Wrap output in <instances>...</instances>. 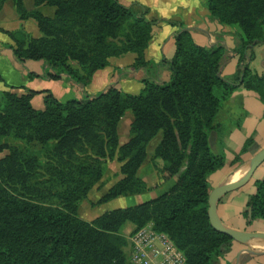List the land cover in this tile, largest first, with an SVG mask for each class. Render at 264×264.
Here are the masks:
<instances>
[{"label": "trees", "instance_id": "1", "mask_svg": "<svg viewBox=\"0 0 264 264\" xmlns=\"http://www.w3.org/2000/svg\"><path fill=\"white\" fill-rule=\"evenodd\" d=\"M6 2L20 20H34L40 33L0 28L23 79L63 80L80 96L61 102L44 91L43 108L36 109V91L0 90V150H7L0 158V264H130L128 238L119 231L126 222L134 225L131 232L150 223L167 234L185 264H216L233 241L212 227L207 213L209 176L225 166L221 136L227 127L218 115L240 86L264 103V74L250 69L254 47L264 44V0H205L212 21L240 30L229 50L237 56L230 76L221 75L225 46H201L183 22L162 20L176 27L174 54L162 60L170 79L142 78L136 94L108 84L95 95L86 85L111 57L132 52V71L147 65L144 51L157 23L147 18L149 9L118 0H34L27 10L23 0H0V10ZM40 6L52 7V15ZM126 111L129 137L119 143ZM213 134L221 138L220 151L212 146ZM252 143V136L245 138L231 167ZM149 155L163 180L176 178L165 192L91 221L78 216L108 160L120 163V178L96 204L147 192L137 172ZM254 185L243 212L248 223L264 221V172Z\"/></svg>", "mask_w": 264, "mask_h": 264}, {"label": "crops", "instance_id": "2", "mask_svg": "<svg viewBox=\"0 0 264 264\" xmlns=\"http://www.w3.org/2000/svg\"><path fill=\"white\" fill-rule=\"evenodd\" d=\"M34 0H23V4L27 10L34 8ZM124 6H130L133 3H139L149 9V17L157 20H173L180 21L190 28L191 35L194 41L201 46L223 45L225 48H232L235 44L238 30L227 26H221L208 17V11L205 7V0H118ZM0 28L8 31H15L20 28L24 29L32 37L40 35L37 26L32 19L20 20L13 10L11 3L6 2L0 10ZM176 27L166 22H158L154 27L153 36L149 41V45L144 52L146 61V69L139 70L135 74L129 66L133 63L135 55L128 53L122 57L111 58L109 65L105 69L96 71L89 84L86 92L90 95H95L102 90L107 84L113 83L118 85L122 90L130 93H137L141 88L140 79L149 78L156 82H167L170 79V71L162 63L163 59H170L175 51L174 34ZM12 43L11 40L0 31V75L2 82H0V90L14 87V90H34V91H49L55 94V89L58 84L68 87V89H76V87L69 82L63 80H44L41 78H34L32 80H24L22 66L14 60L12 52L7 44ZM255 57L250 63V69L257 74H264V44L258 45L254 48ZM229 63L228 70L225 71L226 65ZM237 63V56L229 53L221 67V75L223 77L230 76L234 71ZM34 64H32L33 66ZM231 70V71H230ZM233 70V71H232ZM117 76V77H116ZM41 80V82H40ZM49 83L51 87L35 86V82ZM78 92V91H77ZM43 95V94H41ZM80 95V94H79ZM77 95V97H79ZM32 101V100H31ZM258 100L242 87H238L233 93L232 97L223 105L230 111L229 115L238 116L240 110L245 108L250 118V111L264 110V103L257 102ZM230 105V107L228 106ZM260 108V109H259ZM250 120L246 121V125H250ZM241 124L240 127H242ZM232 137H236L232 135ZM228 138V141L231 139ZM253 147L258 142H261L264 147V135L262 138L256 139L254 135ZM252 147V148H253ZM250 152V151H249ZM248 155V152L244 153ZM246 164H242V166ZM241 167V166H240ZM239 167V168H240ZM237 168V169H239ZM246 169L238 176L230 178L236 180L242 176ZM217 214L223 225L226 227L239 231H260L264 232L263 228H250L238 225H232L222 220L217 208ZM126 226L123 231V227ZM124 223L120 232L128 237V234L133 230L134 225L131 222ZM264 240L259 238H251L247 241L239 242L232 241L231 252L224 254L217 260L216 264H264Z\"/></svg>", "mask_w": 264, "mask_h": 264}, {"label": "rangeland", "instance_id": "3", "mask_svg": "<svg viewBox=\"0 0 264 264\" xmlns=\"http://www.w3.org/2000/svg\"><path fill=\"white\" fill-rule=\"evenodd\" d=\"M39 9L43 14H45L47 16H51L53 13V8L49 7V6H40ZM148 14H149V12H148ZM148 14H147L148 19L156 20L157 23L162 21V19L157 20V19H154L152 17H149ZM157 23L154 25V27L157 25ZM221 26H224V25H221ZM154 27H153V31H154ZM231 28H236L238 30V33H240V30L238 29V27H231ZM153 31H152V36H153ZM27 34L32 37L31 34H29V33H27ZM236 42H237V39H236L235 43ZM235 45L236 44H234V46ZM256 46H258V45H256ZM232 48H226L228 50L227 54L230 53L229 50H231ZM129 53H132V52H129ZM126 54H128V53H126ZM126 54H124V55H126ZM132 54L135 55V53H132ZM124 55H122V56H124ZM122 56H118V57H122ZM118 57H111V58H118ZM144 58H145V56H144ZM71 64L74 65L73 63H71ZM132 64L129 66V69L132 68ZM164 66L167 67L165 64H164ZM228 66H229V63H227V65H226V69H225L226 72L229 71ZM105 68H102V69H105ZM146 68L147 67L145 66L144 68L134 70L133 72H135V74H136L139 70L146 69ZM99 70H101V69H99ZM136 75H138V73ZM92 76H91V78H92ZM91 78L89 79L87 85L89 84ZM40 82H41V80H40ZM34 84L36 87L41 86V85H42L41 87H51L50 85H48L49 83H45V82L39 83V81H37ZM109 84H113V83H109ZM87 85H86V87H87ZM114 85L119 90H121L125 93H130V92H126V91L122 90L118 85L117 86H116V84H114ZM240 87H242V86H240ZM55 90H56L55 91V94H56L55 97L61 102L68 100L70 98H75V97H77V95H79V92H77L78 91L77 89H68V87L62 86L61 83L58 84V87ZM26 91H28V90H26ZM17 92L23 93L24 91L18 90ZM36 92L37 93H34L32 95L31 104L36 109H42L43 108V98H44L45 92L44 91L41 92V91H37V90H36ZM41 94H43V95H41ZM130 94H136V93H130ZM257 102H261V101L258 100ZM228 106L230 107V105H228ZM259 111L260 110H254V112L250 111L251 117L247 118L249 116V114H247L245 108H243V110H240L238 116L229 115L230 111L227 109V107L222 108L221 112L218 115V120L220 122H222V124L227 127V132L223 136H221L222 141L225 143V147H224L225 166L222 167L221 169L215 171L214 173H212L209 176L211 189L220 183L229 182L230 178L233 177L232 176L233 173L237 170V168L242 166V164H246L247 168H248L249 161L252 159V157L258 151H260L262 149V146H260V145H262L261 142H259V143L257 142L254 147H253V143H252L250 145L248 151H247L248 155L243 154L241 156V163L234 166V167L230 166V161L232 160L234 155L238 153V150L240 149L245 138H247L248 136L254 135L256 137V139H258V138H262V136L264 135V110L260 113H259ZM131 119H132V116H131L130 111H126L125 114L123 115V117L121 118L119 125H118L119 143H123L128 139V137H129V123H130ZM247 120L251 121L250 125L245 124ZM237 122L240 123V126H241V124H243L242 127H240V126L238 127ZM232 135H235L236 137L231 138ZM229 137L231 138L230 141H228ZM221 138H219L215 134H213V136L211 138L212 139V146L217 151L221 150L222 145L219 142V140H221ZM10 141L12 142V140H10ZM151 147H152V144L149 146V148H151ZM6 153H7V150H5V149L0 150V158L3 157ZM119 167H120V163H118L115 159L107 161V168H106V171H105L103 177L101 178L100 182L97 183L90 190L87 198L84 199L78 206V216L81 219L86 220V221H91L94 217L98 216L99 214H101L105 210L113 209L116 207L135 205V204L141 203L143 201L149 200L151 198L157 197V196L161 195L163 192H165L174 183V181L176 179L175 177H172L171 179H169L167 181L163 180V175L154 169V166L151 163V159H150V155H149V156H147V158L145 159V161L140 166V168L138 169V172H137V174L145 181V183L148 187L147 192L142 193V194H137V195L118 197V198H115V199L108 201L106 203H103V204H96L97 200L104 194V192L115 181H117L120 178ZM263 172H264V163L256 168V170L252 174L251 178L244 185H242L236 189L227 191L226 193L221 194L217 197L216 208L219 209V214L222 217L223 221H225L226 223L232 224V225H238L241 228L243 226H247V228L252 227V228H259V229L263 228L264 229V221L263 220L255 219L251 223H248L247 220L245 219V217L243 216V212L246 210V202L249 199V197L255 191L254 182H255V180L262 178ZM148 224H150V223H148ZM130 225H131L130 223H126V225L123 227V231L125 230L126 226H130ZM124 250L128 255L129 254L128 248H125ZM230 252H231V247L228 249V251L226 253L229 254ZM262 258L264 259V257H262Z\"/></svg>", "mask_w": 264, "mask_h": 264}, {"label": "built area", "instance_id": "4", "mask_svg": "<svg viewBox=\"0 0 264 264\" xmlns=\"http://www.w3.org/2000/svg\"><path fill=\"white\" fill-rule=\"evenodd\" d=\"M130 264H185L183 253L167 234L147 224L128 234Z\"/></svg>", "mask_w": 264, "mask_h": 264}, {"label": "water", "instance_id": "5", "mask_svg": "<svg viewBox=\"0 0 264 264\" xmlns=\"http://www.w3.org/2000/svg\"><path fill=\"white\" fill-rule=\"evenodd\" d=\"M264 163V147L258 151L249 161V166L245 173L237 180L224 182L211 189L208 196V218L212 227L218 232L224 233L235 241L243 242L251 238L264 240V232L260 231H239L223 225L219 219L216 208L217 197L227 191L236 189L244 185L252 176L257 167Z\"/></svg>", "mask_w": 264, "mask_h": 264}, {"label": "bare ground", "instance_id": "6", "mask_svg": "<svg viewBox=\"0 0 264 264\" xmlns=\"http://www.w3.org/2000/svg\"><path fill=\"white\" fill-rule=\"evenodd\" d=\"M246 169V166L243 165L241 166L239 169L236 170V172L234 173V177L238 176L239 174H241L244 170ZM230 181H234V180H230Z\"/></svg>", "mask_w": 264, "mask_h": 264}]
</instances>
